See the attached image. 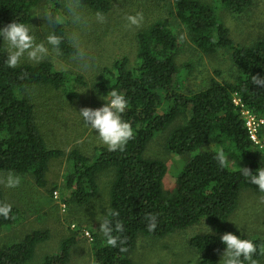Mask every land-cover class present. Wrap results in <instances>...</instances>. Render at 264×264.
Masks as SVG:
<instances>
[{"label": "trees", "instance_id": "obj_1", "mask_svg": "<svg viewBox=\"0 0 264 264\" xmlns=\"http://www.w3.org/2000/svg\"><path fill=\"white\" fill-rule=\"evenodd\" d=\"M126 1L131 5L135 0ZM261 2L264 0H144L142 23H129L126 28L134 65L126 55H108L102 61L88 62L85 69L89 74L85 75L56 65L57 60L76 55L68 25L74 26L71 29L79 32L80 39L89 33L86 27L70 22L55 25L45 19L63 12L62 0H0V29L14 21L25 23L36 42L50 49L39 63L25 56L19 66L8 67L7 42L0 36V171L28 175L49 195L54 190L65 195L61 198L71 219L79 226L88 223L93 264H145L133 253L142 237L160 239L193 226L199 231L188 239L193 259L186 264H218V254L226 248L220 237L226 232L256 244L252 259L263 255V236L251 227L250 231L228 228L227 221L238 206L242 190L264 195L240 170L247 167L256 174L264 167V150L250 141L240 112L244 107L264 117V87L252 84V76L264 77V26L256 35H249L252 38L239 42V36L230 33L221 16V11H226L237 26L249 24ZM83 4L87 24L92 25L98 22L97 12L107 16L113 9V0H83ZM124 15H117L119 22L127 19ZM51 33L63 37L60 55L47 45L46 37ZM197 53L214 61L223 57L228 77L223 69L214 70L220 80L206 76ZM195 77L199 84H190V78ZM112 89L125 95L128 107L122 118L134 130V138L123 151H109L97 143L98 132L92 128L94 137L81 138L90 126L79 111L103 106ZM57 99H63L60 104L65 106L80 105L78 112H73L76 118L63 116L67 118L63 124L67 133L76 132L70 137L62 134L57 139L58 135L48 134L49 123H58L54 120L58 116ZM161 132L166 136L165 154L185 157L170 187L164 185L166 160L150 151L155 135ZM218 148L227 155V167L222 168L215 159ZM61 159L66 166L63 179L51 182L50 163ZM102 173H110L102 220L109 209L118 211L119 217L112 219L124 225L119 235L127 238L126 244L117 247L106 245V237L99 230L102 220L91 230L94 224L78 215L100 192L98 176ZM3 196L0 189V203H6ZM10 205L9 218L0 216V231L23 220L24 212ZM149 214L157 216L154 231L148 230L145 217ZM77 225L75 230L68 227L70 234L61 239L59 252L45 255L41 264H68L70 248L79 233ZM48 236L47 229L33 230L3 243L0 264H30L35 246ZM121 246L127 251L121 252Z\"/></svg>", "mask_w": 264, "mask_h": 264}, {"label": "rangeland", "instance_id": "obj_2", "mask_svg": "<svg viewBox=\"0 0 264 264\" xmlns=\"http://www.w3.org/2000/svg\"><path fill=\"white\" fill-rule=\"evenodd\" d=\"M132 4L129 5L126 0H113V9L109 15L105 16V21L103 23L97 22V24L94 25L88 23L86 25V29H88L87 31L89 33H87L85 37L83 34L81 39L79 35L80 47L85 52L84 59H80L76 55L63 60H57L58 58L55 57L57 58L55 59L57 60L56 65L63 67V69L72 68L74 71L88 75L89 73H87L85 69L88 62L91 60H93V62L98 60L102 61L104 58L106 59L108 55L110 56L115 54L116 56L126 55L130 59L129 63L134 65L135 58L132 52V44L129 41L130 35H128L126 31L129 21L125 19V21L119 22L117 19V15H122V13L126 14L124 16L127 17L129 15H136L137 13H140V8L144 5V0H135ZM134 5L139 7L136 8ZM48 10L49 8L47 5L46 13H48ZM221 16L224 18V23L229 27L230 33L232 35H238V40L241 42L240 39L245 40L246 38H252V36L249 35H254L259 31V28L261 29V26H264V2H261L259 7H257L256 12L249 20V24L237 26L236 21L226 11H221ZM68 27L70 28L68 35L71 36V34L75 32V30L71 29V27L74 26L68 25ZM119 27L122 28L120 32L121 35L118 33ZM37 28L39 29L40 27L37 25ZM180 29L182 31L181 37L184 38L185 33L182 27H180ZM118 43L120 45H118ZM93 55L95 57H93ZM196 56L204 63L203 71L206 76H211L220 80L221 78L215 75L214 70L217 71L219 69H223L224 76L228 77L226 73L228 69L226 63L223 61V57L214 61L213 57H206L200 53H197ZM106 63H109V61L107 60ZM199 80L200 79L198 77L190 78V84H199ZM59 99H57L58 101L54 104L56 105V108H58V112L56 113L58 116H55L54 120L58 119V123H49L48 125L49 136L58 135L57 139L60 138L62 134L63 137H70L76 133L75 131L67 133V129L63 126V124L67 123V118L63 116L68 115L74 119L76 118L75 114L80 109V105L78 103L67 104V106H65L63 103L60 104L62 101L64 102V100ZM48 102L49 103L47 104L50 108H54L52 102ZM56 108L54 111L57 110ZM73 112H75V114ZM48 118L50 117L45 116V119ZM77 124L78 122L74 120V125ZM162 133L164 132L157 133L155 135V138L150 146V151L153 150L151 153L154 157L160 155L166 160L167 173L164 179V185L165 187H170L172 186L173 176L178 173L179 168L185 164V157L178 156L173 153H169L167 155L165 154L164 145L166 142V136L162 135ZM96 134L98 137L97 143L100 142L103 144L98 133ZM87 136H90V138L94 137L91 127H87L81 137L82 140H86ZM260 138L264 140V127L261 128ZM147 151L149 152V148ZM50 167L48 178L51 182L58 181V183H60L63 179L61 176L66 171L64 159L53 160L50 163ZM8 173L9 172L0 171V179L5 178ZM20 177L21 183L18 187L9 188L6 187L5 184L0 183V189L4 194V201L8 204L17 205L20 210L24 212L23 220L16 222L15 226L5 227L0 231V246L9 240L12 241L14 239H20L26 233L33 230L47 229L49 231L48 239L35 246L34 255L30 262V264H41L45 255L59 252L61 239L70 234L69 228L75 230L78 223L75 222V220H72L73 218L71 219L68 207H66L65 211H61L58 204L53 199L52 194L49 195L45 189L37 186L31 177L28 175ZM109 178L110 173H102L98 176L101 189L100 192L95 196L93 203L85 209H80L78 214L81 217H87L86 220L89 224H94L91 230L96 229L98 222L102 220V217L105 214V207L107 206V183ZM60 196L65 197V195ZM72 213L75 214L76 212ZM263 219L264 195L252 192L250 189H244L240 192L237 208L230 215V218L227 221V227L241 229L243 231H250L251 229L249 227H251L256 231L258 236L264 237V233H258V231L264 232ZM260 220H263V223H261ZM72 224H74L75 227L72 228ZM87 225L88 223H83L81 226L77 225L79 226V233L77 235L76 242L70 248V258L68 264H93L92 254L90 253L91 239L82 233V229L89 228ZM198 231V228L193 226L185 230L175 231L160 239L149 240L146 237H142L140 241H137L139 244L133 253L134 255H139L145 264H186L189 260L193 259L191 249L187 244L188 239ZM223 252L224 251H221L218 254V264H222L221 258ZM262 254V258L260 257L255 259L257 264H264V250Z\"/></svg>", "mask_w": 264, "mask_h": 264}, {"label": "clouds", "instance_id": "obj_3", "mask_svg": "<svg viewBox=\"0 0 264 264\" xmlns=\"http://www.w3.org/2000/svg\"><path fill=\"white\" fill-rule=\"evenodd\" d=\"M62 6L63 12L61 14L55 16L49 14L45 19L55 25H64L70 22L78 28L86 27L87 18L83 14V0H62ZM95 19L103 23L105 16L97 12ZM143 19L142 13L127 17L130 25L135 26H139ZM0 36L7 42L8 56L5 63L8 67L19 66L25 56L29 61L39 63L50 54L49 47L45 43H37L31 27L25 23L14 21L7 24L0 29ZM62 40L63 37L54 33L46 37L47 45H50L51 51L57 55L61 54L60 44ZM69 40L76 49V56L84 59L85 52L80 47L79 32H73ZM252 84L264 87V77L252 76ZM109 96L110 99L103 106L95 109L84 107L79 113L84 122L98 132L101 142L107 146L109 151H123L127 143L134 138L131 123L122 118V114L128 107V101L125 95L116 89H112ZM215 159L222 168L227 167L228 158L223 148L216 150ZM240 170L251 184L258 186L259 190L264 192V167L259 168L256 174H253L247 167L240 168ZM0 183L9 188L18 187L21 183V177L9 172L5 178L0 179ZM11 211L10 204L0 203V216L8 219ZM115 217H119V212L109 209L99 226L100 232L106 237V245L110 247H117L118 244L124 245L127 239L119 235V233H123L124 225L119 219L114 221L112 218ZM145 219L148 221V230L154 231L157 226V216L149 214ZM220 239L226 245L221 258L222 264H244L245 261H248L249 264H257V261L252 259L257 252V246L251 239L241 238L232 232L224 233ZM120 251L126 252L127 248L121 246Z\"/></svg>", "mask_w": 264, "mask_h": 264}, {"label": "built area", "instance_id": "obj_4", "mask_svg": "<svg viewBox=\"0 0 264 264\" xmlns=\"http://www.w3.org/2000/svg\"><path fill=\"white\" fill-rule=\"evenodd\" d=\"M235 103L238 104V100H235ZM241 116L244 120V125L247 130L248 137L250 141L256 145L259 149L264 150V140L260 138L261 128L264 127V119L261 116H258L256 113L251 112L250 110L241 107ZM52 197L55 202L58 204L61 211L66 210V204L59 195L58 191L54 190L52 193ZM75 227L72 224V228ZM82 233L91 239V233L88 229H82Z\"/></svg>", "mask_w": 264, "mask_h": 264}]
</instances>
